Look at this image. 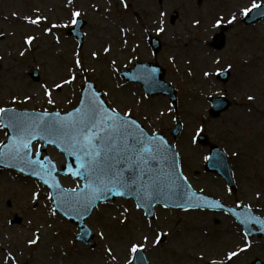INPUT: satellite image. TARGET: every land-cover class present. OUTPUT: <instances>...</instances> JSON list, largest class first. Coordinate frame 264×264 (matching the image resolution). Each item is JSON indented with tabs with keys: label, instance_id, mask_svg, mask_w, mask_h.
Here are the masks:
<instances>
[{
	"label": "rangeland",
	"instance_id": "1",
	"mask_svg": "<svg viewBox=\"0 0 264 264\" xmlns=\"http://www.w3.org/2000/svg\"><path fill=\"white\" fill-rule=\"evenodd\" d=\"M125 2L132 6L125 7L122 0H72L71 4L68 0H0V107L67 111L78 104L85 80L91 79L110 107L121 113L130 110L151 133L168 135L179 147L184 171L196 189L231 204L250 206L264 216V19L245 25L241 12L251 7L252 0ZM256 3L264 4V0ZM73 11H79L87 21L82 46L64 30V25H73ZM174 11L179 16L172 23ZM233 15L236 20L228 23ZM26 16L47 19L39 25H28ZM220 17L223 22L214 27ZM196 20L199 25L194 23ZM53 24L61 26L46 32ZM159 26L164 32L157 34ZM222 26L227 27L226 44L214 49L211 41ZM148 32L162 39L163 48L156 56L147 45ZM31 35L35 40L29 46L24 41ZM106 47L110 48L107 53ZM77 59L81 67L76 66ZM138 59L158 61L166 68V79L178 91L177 111L167 97H147L138 84L119 76V68L130 67ZM35 69L40 74L37 82L30 75ZM221 70L229 72L226 81L216 77ZM204 71L211 75L204 76ZM72 72L75 81L62 89L55 88ZM45 85L52 91L54 104L47 102ZM212 95L231 101V106L215 118L208 112ZM13 96L17 97L16 103H12ZM26 96L31 99L25 100ZM249 96L254 99L249 100ZM177 117L183 122V130L174 140L170 129ZM201 130L227 151L239 187L236 193L204 171L208 147L196 143ZM4 136L0 128V142ZM51 153L59 164L63 163L62 155ZM63 182L69 188L78 185L68 178ZM33 192H39L38 199H33ZM52 208L46 189L38 182L0 173V264H9V251L25 264H128L133 255L129 252L130 241L143 243V235L149 237L144 249L151 264L264 261V238L248 239L223 213L159 207L156 219L148 220L133 201L118 199L98 206L88 219L95 232L94 246L90 247L75 239L77 227L57 213L52 215ZM16 215L20 222L12 227L8 218ZM34 232L39 234V242L29 246L27 241ZM160 232L166 234V239L156 244L154 238ZM246 242L251 246L240 252ZM230 251L239 254L229 260Z\"/></svg>",
	"mask_w": 264,
	"mask_h": 264
},
{
	"label": "snow or ice",
	"instance_id": "2",
	"mask_svg": "<svg viewBox=\"0 0 264 264\" xmlns=\"http://www.w3.org/2000/svg\"><path fill=\"white\" fill-rule=\"evenodd\" d=\"M122 2L125 7H128L125 0ZM68 3L71 4L72 0H68ZM260 7L261 5L256 3V0H252L251 7H244L241 12L247 15L252 9H260ZM80 15L79 11H73L71 24H76L78 22L76 18ZM161 15L163 16L164 13ZM46 19V17L40 16L35 19L28 16L24 17L26 22L34 25H39L42 20ZM223 19V17L217 18L213 26L218 27ZM235 20L236 16L233 15L228 23ZM160 23L162 25L163 21ZM194 23L199 25L200 21L196 20ZM60 26L53 24L51 28H46L45 31L51 33L53 28ZM121 30L123 31V29ZM157 32H164V28L162 26L157 27ZM2 35L3 33H0V36ZM34 40V36H26L24 42L31 46ZM57 42H59L58 37ZM104 51L107 53L110 48L106 47ZM20 55L24 56L25 52L21 51ZM92 55L96 56L97 54L93 53ZM75 63L77 67H81L79 59ZM216 63L219 61L217 60ZM229 67L231 66L229 65ZM203 75L210 76L211 72L204 71ZM75 80L76 75L72 72L62 83L55 84V88L62 89L64 84H71ZM43 87L44 94L48 97L47 102L54 104L51 89L47 85ZM88 87L91 88V85ZM30 99L31 97H25V100ZM248 99L253 100L254 97L249 96ZM16 102L17 97L13 96L12 103ZM80 105L65 115L59 111L50 113L47 109L37 113L18 112L15 109L0 107V126L10 128L15 133L7 144L0 142V159L7 158L24 165L20 168L21 172H24L26 168L30 169L32 176L38 177L44 184L55 190L56 207L51 209L52 215H55L57 208L60 207L78 208V214L80 211L88 212L91 207L97 205L98 201L106 200L109 195L123 197L130 193L136 195L135 207L137 209H141L145 204L151 207V202L157 199L165 188L172 190L178 187L176 182L182 177L179 171V163L175 157L168 164V170L161 167L168 161V153L174 151L163 136L155 132L149 134L136 119L132 118L130 110L121 113L117 108L108 106L96 92H92L90 96L82 99ZM37 140L57 147L64 145L63 151L74 156L79 164L75 170H73L72 165H67L68 172L72 176L82 177L85 181L83 186L77 185L76 188L72 189L62 188L59 182L52 177L55 171V164L52 160L39 159V149L36 150V158L33 159V142ZM45 176L51 177L53 182L49 184V180L45 179ZM183 179L186 180L187 178L183 177ZM174 194L178 195L179 199L187 197V207L184 204H176L177 207L184 210L203 206H218L215 201H208L203 205L198 203L197 201H204L205 198L195 192L190 195L187 193ZM32 195L33 199L39 198V192H33ZM259 195L257 193V196ZM48 199H54L52 193L48 195ZM167 206L165 202L164 207ZM127 211L128 209L125 208L124 212ZM126 219L125 217L121 223H124ZM252 222L264 226V220L251 215L240 220V223L245 225ZM162 235L166 234L156 233L154 243L159 244ZM100 236L103 239L104 233L101 232ZM246 236L247 233H245ZM39 239L40 236L37 233L27 243L29 246L35 245ZM141 239L143 243L130 241V253L135 254L147 245L149 237L143 235ZM250 246L246 242L239 251L243 252ZM106 251L109 256H112L111 248ZM238 254L237 251H230L227 253V258L231 260ZM112 258L115 259V257ZM7 259H11L13 264H17L11 253H7L6 261ZM128 264H131V261ZM211 264H218V262L212 261Z\"/></svg>",
	"mask_w": 264,
	"mask_h": 264
},
{
	"label": "water",
	"instance_id": "3",
	"mask_svg": "<svg viewBox=\"0 0 264 264\" xmlns=\"http://www.w3.org/2000/svg\"><path fill=\"white\" fill-rule=\"evenodd\" d=\"M254 14H256V13H254ZM263 16H264V12H262V13H260L258 15H253L251 18L246 19L245 22L246 23L255 22L258 19H260L261 17H263ZM223 44H224V36H223V34H221V40H220L219 47H222ZM155 48H156V51H157L158 48H159V45H157ZM121 74L123 76L127 77L130 80L141 81L149 93H152V94H157V93L169 94L171 96V98L173 99V101H175V91L171 87V85L167 84L163 80L164 70L162 68L158 67L157 65L148 66V65L137 64L135 71H133V72L122 71ZM87 90H89V89H87ZM86 91H85V93H86ZM91 93L92 92L89 91L87 93V96H90ZM99 97H100V95H99ZM10 133L13 134V131H11ZM174 133L177 134V131L175 130ZM59 147L61 149H63L64 145H60ZM66 154H67V157H68V164L67 165H69V164L72 165L73 170L78 168L79 164L76 161V158L74 156L68 155V153H66ZM171 156H174V152L173 151H170L168 153V159ZM44 160H46V159H44ZM166 163L162 164L161 167L164 168L165 170H168V165H166ZM67 165L65 166V172L64 173L65 174H70L68 172ZM223 171H224V169H223ZM54 172L52 174V177L54 175ZM74 177H76V176H74ZM76 178H81L83 180L82 177H76ZM45 179L49 180V184H51L53 182V179L51 177L45 176ZM84 183H85V181L83 180V184ZM176 183H177L178 187H175L172 190H169L168 188H165L164 192L157 199H154L151 202V204H152L151 207H149L146 204L147 208L148 209H152L157 203H160V202H162V203L166 202L168 205H172V206H176L177 203L184 204L185 199H179L178 195H175L174 193H177V194L185 193V189L188 186L185 183L183 178L178 180ZM52 194L54 196V201H55V204H56L55 190L54 189H52ZM131 195L136 197V195L132 194V193H130L127 196H131ZM109 197H114V196L109 195L107 198H109ZM102 201H104V200H102ZM57 209L59 211H61L69 219H75L78 222H82L90 214V212L93 209V207H91L88 212L80 211L79 214H78V208L60 207V208H57ZM66 212H67V214H65ZM251 214H252V212L249 211V210L241 211V212H239V216H237V217H238V219L240 221V220L246 218L247 216H249ZM251 216L257 217V216H255L253 214ZM257 218H259V217H257ZM261 220H263V219H261ZM253 223H255V222H252V223L247 224V225H245V224H242V225L245 227L246 230L251 231V225ZM256 225L261 228V231L258 232V234L264 233V226H262L261 224H258V223H256Z\"/></svg>",
	"mask_w": 264,
	"mask_h": 264
}]
</instances>
